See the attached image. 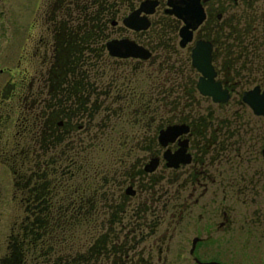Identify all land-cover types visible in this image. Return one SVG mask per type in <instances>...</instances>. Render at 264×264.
Returning a JSON list of instances; mask_svg holds the SVG:
<instances>
[{"label": "flooded vegetation", "instance_id": "obj_1", "mask_svg": "<svg viewBox=\"0 0 264 264\" xmlns=\"http://www.w3.org/2000/svg\"><path fill=\"white\" fill-rule=\"evenodd\" d=\"M202 2L206 20L195 31L194 41L185 48L180 46L179 30V52L175 57L178 77L183 79V84L186 85L185 81L190 77L189 83L195 82L192 96L186 95L184 88L180 91L179 101L164 102L176 110L171 111L170 116L154 119L146 117L142 111L147 106L133 102L137 112L131 113L135 116L131 123L140 125L143 133L138 137L142 145L133 148L130 162L134 177L126 183V198L122 201L128 215L118 230L115 244V249L125 248L126 251L124 256L105 259L101 264H179L185 258L194 264H227L222 255L236 247L235 233H243L245 238L256 232L264 235V206L259 213L251 214H238L231 208L234 203L257 202L255 198L248 200V195L264 183V167L252 166L264 159V115L257 114L245 99L252 91L258 96L264 95V0ZM162 9L169 15L166 13L167 0H160L157 12L150 18L152 24ZM243 23H254L257 36L254 53L246 52V43L240 48L233 47V41L228 37L233 30L248 39L253 30H241ZM46 25L51 36L49 29L56 24L47 22ZM114 25L120 26V22ZM182 25L181 22L180 28ZM133 32L138 37L140 32ZM48 40L42 39L31 55L32 78L28 77L29 70L22 72L18 68L15 73L11 71V78L0 88V242L3 243L0 264H71L69 256L65 255L63 259L61 255L57 256L53 244L55 228L49 220L56 208L52 203L57 202L52 201L54 194L50 186L53 187L55 179L60 183L70 181V173L61 170L49 174L41 162L45 149L50 147L47 143L50 138L64 142L65 148L74 135L79 134L80 139L86 140L87 121L85 115L79 120L70 117L69 88L55 83L57 69L67 74L68 67L65 63L56 64L53 39ZM199 40L213 46L215 81L229 95L225 102H216L213 96L203 95L198 88L201 73L193 66L192 49ZM145 47L152 51L150 59L135 60L158 67L152 60L153 50ZM169 74L165 73L164 81L177 77L170 71ZM156 106L162 108L165 105ZM170 127H179V134L174 141L163 145L161 131ZM27 135L31 137L26 141L30 145L24 147L19 138L24 139ZM138 150L150 154V158L147 161L142 157L135 158ZM167 152H184L189 162L171 166L165 156ZM25 156H33L34 162L38 163L32 174V196L25 191L24 181L29 179L23 166ZM154 159L158 160L157 168L147 170ZM161 167L168 175H157ZM85 179L86 174H83L82 180ZM8 180L10 193L7 192ZM129 188L132 194L127 193ZM164 189L174 190L175 194H171L176 195L177 201L159 199L157 195ZM218 191H222L223 197L214 201ZM141 193L145 195L143 201L140 200ZM229 196L245 198L228 201ZM136 199L138 201H131ZM262 202L264 205V199ZM60 209L56 210L61 215ZM67 209H64V232L66 221L70 219L66 218ZM69 234L68 231L67 236ZM65 236L66 233V243ZM66 247L64 244V250ZM215 253L221 256L205 259L206 255Z\"/></svg>", "mask_w": 264, "mask_h": 264}, {"label": "trees", "instance_id": "obj_2", "mask_svg": "<svg viewBox=\"0 0 264 264\" xmlns=\"http://www.w3.org/2000/svg\"><path fill=\"white\" fill-rule=\"evenodd\" d=\"M143 1L50 0L46 10L48 23L56 24L49 29L57 55L55 62L65 63L68 67L67 74L57 69L55 83L69 88L71 119L79 120L85 115L87 121L86 140L80 139L79 134L74 135L65 148L64 142L50 138L47 141L50 147L45 149L41 162L49 174L61 170L70 173V181L60 183L55 179L53 187L50 186L54 194L52 201L57 202L52 203L56 208L49 220L55 228L53 244L57 256L61 255L62 259L69 256L71 264H101L105 259L124 256L126 251L125 248L115 249V244L118 242V230L128 215L122 203L126 198L122 188L134 177V167L130 162L133 148L128 146L126 137L123 140L116 138L123 135L119 122L123 123L126 116L137 112L133 102L147 106L142 111L146 117L154 119L170 116L171 111L176 110L164 102L179 101L180 91L184 88L186 95L192 96L194 91L195 82L189 83L190 77L185 81L187 84H183L175 62L181 22L164 11L155 16L157 18L149 30L138 33V41L153 50L152 60L159 62L158 67L165 66L167 74L170 76L169 71L175 73L176 78L164 81L163 73L162 79H156V82L149 74L142 80L131 69L116 65L133 64L140 68L145 62L117 59L108 53L107 42L114 38L113 34L128 30L114 23H121ZM242 25L241 30H253L248 39L233 30L228 37L233 41V47L240 48L242 43H246V52L254 53L257 44L254 23ZM61 95L64 96L63 93ZM160 103L165 106L158 108L156 104ZM115 141L117 149L112 148ZM23 160L25 175H29V179L24 181L27 185L25 191L32 196V174L38 163L34 162L33 156H25ZM83 174H86L84 181ZM58 208H61V215L56 210ZM65 208H68L66 218L70 219L66 221L64 232ZM64 244L67 245L65 250Z\"/></svg>", "mask_w": 264, "mask_h": 264}, {"label": "rangeland", "instance_id": "obj_3", "mask_svg": "<svg viewBox=\"0 0 264 264\" xmlns=\"http://www.w3.org/2000/svg\"><path fill=\"white\" fill-rule=\"evenodd\" d=\"M50 0H0V88H2L6 82L11 78V71L15 73L19 68L22 72H26L29 70V79L32 78L34 74L33 69L31 67L32 57L31 55L35 53L34 49L37 47V44H41L42 39L51 40V36L47 33V8ZM261 4V3H259ZM163 12V9L161 10ZM232 12V11H231ZM232 14V13H231ZM157 18V17H155ZM154 19V18H153ZM122 22V21H121ZM122 25V23H120ZM114 38H123L129 37L132 39L140 40L139 37H136L133 31H121L113 34ZM48 40V41H49ZM23 58V55H26ZM22 63L19 61L22 60ZM159 63V62H156ZM117 67L122 66L126 67L129 70L131 69L133 72L139 75L140 79L143 78L146 74H151L152 80L162 79L160 76L164 73H167V70L160 66L158 68L153 64H144L140 68L130 65H123L119 63L116 65ZM130 66V67H129ZM10 70V71H9ZM118 72V70H115ZM122 71V70H120ZM125 72V71H123ZM119 73V72H118ZM26 76L24 75V78ZM139 80V79H138ZM143 80V79H142ZM146 83V80H145ZM147 88V87H145ZM133 114L123 120V123L119 122L121 126V131H123L122 137L120 135L117 136V140H123L126 137L129 140L128 146L131 148L139 147L141 140L139 135H142L143 129L140 125L132 126L131 121L133 122ZM120 129V128H119ZM92 134H95L94 132ZM28 137H20L19 140L24 143V147H28L30 144L28 143L31 139L30 135ZM29 140L28 142H26ZM117 142L112 145L113 149H117ZM142 143V142H141ZM139 152V154H137ZM135 154L138 156L133 158L142 157L144 159H149L150 154L142 153L141 151H137ZM132 158V159H133ZM253 160V158H252ZM253 167L262 166L264 167V159H259L258 163H253ZM163 168L161 167L157 175L160 177L161 175H168V173L163 172ZM128 184H125L122 188V191L126 190ZM138 188V186H137ZM11 185L8 180V189L7 192L10 193ZM218 195H215L214 201H220L223 197L222 191H218ZM167 193V194H166ZM175 194L174 190L168 191V189H164L161 194H158L157 197L163 201H177L176 195L175 197L172 194ZM178 194V192H177ZM141 199L144 200L145 195L140 194ZM168 196V197H167ZM234 199L229 196L228 201H243L244 197L239 196ZM155 198V197H154ZM172 198V199H170ZM257 199V202H249L248 204L242 203H234L231 204V208H233L235 213L238 214H251V213H259L261 208H263L262 199H264V183L260 186L259 189H255L254 193L249 196L250 199ZM139 200V201H140ZM131 201H138L131 200ZM260 201V202H259ZM131 205H135V202H131ZM157 209V206L155 207ZM157 219V217H155ZM158 221V220H157ZM158 223V222H157ZM77 232V231H76ZM79 232V231H78ZM237 237H235L234 245L236 247H232L230 252L227 254H223L222 258L227 264H264V235L259 232L255 234H250L246 238L243 233H235ZM5 241V238L2 239ZM77 241H79V236L77 235ZM3 243L0 242V246ZM221 256V255H220ZM218 254H209L205 256V259H217L220 257ZM179 264H194L192 261L188 259H183Z\"/></svg>", "mask_w": 264, "mask_h": 264}, {"label": "water", "instance_id": "obj_4", "mask_svg": "<svg viewBox=\"0 0 264 264\" xmlns=\"http://www.w3.org/2000/svg\"><path fill=\"white\" fill-rule=\"evenodd\" d=\"M160 0H144L139 7L130 12L123 19V25L135 32L148 30L151 25V17L157 12ZM166 13L178 18L182 23L180 28V46L185 48L194 41L195 31L204 23L207 14L202 0H167ZM107 50L111 57L118 59H140L148 60L152 56V51L136 40L123 37L113 38L107 42ZM213 46L210 42L196 41L192 49L193 66L201 73L198 82V88L203 95L213 96L216 102H225L229 95L223 90L222 85L215 81L216 73L212 65ZM245 99L249 102L255 112L264 115V95L258 96L255 91L249 92ZM179 127H170L161 131L160 142L167 145L175 140L179 134ZM169 164L178 167L181 162H189V158L184 152L165 154ZM158 166V160L151 161L147 170L153 171ZM132 194L131 188L127 191ZM205 264H221L218 262H209Z\"/></svg>", "mask_w": 264, "mask_h": 264}]
</instances>
